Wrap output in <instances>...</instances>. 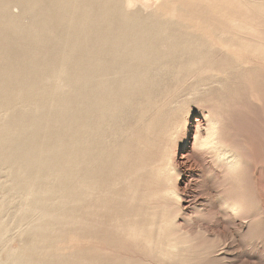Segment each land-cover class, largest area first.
Here are the masks:
<instances>
[{
  "label": "rangeland",
  "instance_id": "374dc122",
  "mask_svg": "<svg viewBox=\"0 0 264 264\" xmlns=\"http://www.w3.org/2000/svg\"><path fill=\"white\" fill-rule=\"evenodd\" d=\"M224 182L243 213L186 208ZM232 231L264 257V0H0V264H224Z\"/></svg>",
  "mask_w": 264,
  "mask_h": 264
},
{
  "label": "bare ground",
  "instance_id": "6f19581e",
  "mask_svg": "<svg viewBox=\"0 0 264 264\" xmlns=\"http://www.w3.org/2000/svg\"><path fill=\"white\" fill-rule=\"evenodd\" d=\"M58 1V0H57ZM107 18V17H106ZM88 20V19H87ZM150 20V19H149ZM89 21V20H88ZM123 21V20H122ZM84 22V21H82ZM86 23V22H85ZM145 23V22H144ZM139 24V23H138ZM100 25V24H99ZM148 25V24H146ZM149 26V25H148ZM66 27V26H65ZM73 28V27H72ZM79 28V27H78ZM69 30V29H67ZM162 30V29H161ZM101 35V34H100ZM100 37V36H99ZM63 50V49H62ZM86 67V66H85ZM87 68V67H86ZM129 82V81H128ZM138 84V83H137ZM75 85V84H74ZM97 88V87H96ZM78 90V89H77ZM54 91V90H53ZM91 91V90H90ZM99 91V90H98ZM96 92V91H95ZM75 101V100H74ZM201 123V122H200ZM199 123V124H200ZM54 124V123H53ZM56 125V124H55ZM79 125V124H78ZM199 128L200 126L197 125ZM197 127V128H198ZM202 127V126H201ZM75 128V127H74ZM72 131V129H71ZM196 131V130H195ZM198 132H196L195 134V146L193 148V150L195 151V149H199V150H204L209 148V146H207L210 141L212 139L209 138V135L212 133H207L206 135H204V133L202 134L201 131L198 129ZM58 132V131H57ZM42 136V135H41ZM94 141V140H93ZM95 143V142H94ZM48 144V143H47ZM63 145V144H62ZM61 146V145H60ZM59 153V152H58ZM189 153L182 154L181 155V159H180V164L183 166H189L190 167V157L188 155ZM191 154V153H190ZM199 154V153H198ZM194 155V154H193ZM197 156V155H196ZM228 156V155H227ZM199 158V157H198ZM193 159V158H192ZM199 161H201L202 159H198ZM228 160V159H227ZM232 160V159H231ZM198 161V162H199ZM202 162V161H201ZM230 163V162H229ZM232 163V162H231ZM200 165V164H199ZM230 165V164H229ZM57 166V165H56ZM41 168V167H40ZM204 169V168H203ZM188 170V169H187ZM46 171V170H45ZM48 172V171H47ZM49 176V175H48ZM263 176V175H262ZM216 177V176H215ZM262 178V177H261ZM191 177L189 179V182L191 181ZM200 180V179H199ZM22 184V183H21ZM211 184V183H210ZM194 186V185H193ZM67 190V189H66ZM18 191V190H17ZM214 192V191H213ZM211 193V192H210ZM218 194V193H217ZM191 195V194H190ZM205 195V194H204ZM217 196V195H216ZM204 197V196H203ZM201 198V197H194V199H192L191 201H188L186 205V208L188 210H207V212L211 211L212 209L219 213H223L227 216L230 215H235L238 213H243L244 211V207H246L245 205V199L247 197V193H241V194H235L234 192H232V190L227 187V185H225L224 182V187L222 188V190H220L219 196H218V201L221 202L220 206H216L215 202L213 201V199H206V198ZM209 197V195H208ZM216 198V197H215ZM208 201V202H207ZM207 206L211 207V208H206ZM206 208V209H205ZM198 212H203V211H198ZM216 214V213H215ZM219 215V214H218ZM29 218V217H28ZM234 218V217H233ZM196 222V221H195ZM219 222V221H218ZM241 222V221H240ZM201 223V221H200ZM206 224V223H205ZM214 224V223H213ZM217 224V222H216ZM237 224V223H236ZM207 225V224H206ZM220 225L223 227L226 224V222H224L222 220V222L220 223ZM229 226V225H228ZM245 226V225H244ZM192 227V226H191ZM206 227V226H205ZM214 227V226H213ZM225 228V227H224ZM223 228V230H224ZM240 228V227H239ZM207 229V228H206ZM210 229H212L210 227ZM214 230V229H213ZM13 231V230H12ZM226 231V230H225ZM213 232V231H212ZM233 232V231H232ZM231 232V233H232ZM221 233V232H220ZM228 233V232H227ZM221 236V235H220ZM225 237V242L224 245H222L219 250V253L216 254V259H219L221 262H225L224 264H235V263H242V264H262V262L264 261V257L263 256H255V255H251V254H247L244 253V251H240V253H237V248H239V246L241 245H236V240H235V234L234 232L230 235V238H226L225 235H223ZM238 238V236H237ZM230 239V240H229ZM232 239V241H231ZM238 242V241H237ZM236 243V244H235ZM257 244V243H256ZM254 244V247H257V245ZM240 250V249H239ZM257 261H255V260ZM246 260H250V261H246Z\"/></svg>",
  "mask_w": 264,
  "mask_h": 264
}]
</instances>
